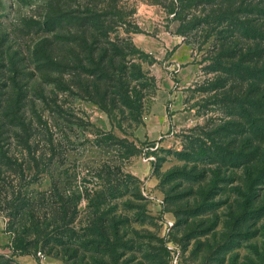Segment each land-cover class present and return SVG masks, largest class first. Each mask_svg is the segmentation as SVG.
Here are the masks:
<instances>
[{"label":"rangeland","instance_id":"rangeland-1","mask_svg":"<svg viewBox=\"0 0 264 264\" xmlns=\"http://www.w3.org/2000/svg\"><path fill=\"white\" fill-rule=\"evenodd\" d=\"M99 9L126 52L105 99L81 84L90 62L78 20L57 33L43 24ZM229 9L238 16L220 21ZM262 9L264 0H0V264H264V187L222 161L247 152L249 135L226 100L236 59L221 56L234 51L228 21L264 29ZM45 36L71 62L43 76L35 50Z\"/></svg>","mask_w":264,"mask_h":264},{"label":"trees","instance_id":"trees-1","mask_svg":"<svg viewBox=\"0 0 264 264\" xmlns=\"http://www.w3.org/2000/svg\"><path fill=\"white\" fill-rule=\"evenodd\" d=\"M230 10L232 9H229V12L222 11L220 21L229 19L227 13L237 14L238 16L239 9ZM76 13H83V16L78 17ZM260 13L264 14V9ZM106 14L102 9L92 10L88 13L85 10L57 11L49 15L43 22L46 32L57 33L62 26L72 24V22L78 20L83 32L79 47L82 45L90 66L92 64L97 66L91 69L90 66L81 65L83 72L81 84L86 88V91L91 92L88 88H92L93 92L101 96L102 99L107 98L110 94L108 87L102 86L111 79L109 71L115 67L114 58L126 54L124 47L116 42L119 40H112L108 35L112 29V24L109 25L110 21H107L106 18L110 15ZM115 14H119V12ZM255 20L256 18L249 19L246 25L242 22L229 24L228 21V27L226 28L230 29L229 33L230 38L231 36L233 38L234 51L228 48L221 53V56L236 59L232 66L225 67L234 80L231 82L233 83L231 88L229 87L231 95L226 100L235 103L236 109L234 108L233 113L235 112L241 118L239 122H231L237 125L242 122L244 132L249 136L244 143L247 152L228 153L229 156H224L222 161L225 163L229 161L230 164L235 166L244 165L247 172L246 180L249 185L251 187H264V44L262 43L264 42V29L262 28L263 24H256ZM66 39L69 40V38ZM240 40H247L248 43L246 46L239 47ZM47 41L49 39L45 36L39 41L35 50L37 53L35 60H38L36 66L43 73L45 72L43 76L49 74L48 71H56L60 67L64 70L66 65L71 62L70 56L57 59V55L51 51L52 49L49 48V42ZM70 55L76 56L80 64L84 61L76 52ZM8 59L10 63L16 61L14 57L8 56ZM4 77L5 75L0 73V78L3 79ZM225 80L227 78L222 81L221 86L226 87ZM232 89L238 91L233 93ZM229 132L234 133L235 131L230 127L224 129L225 135ZM252 197L257 199L261 197V194H255L252 191ZM260 212L263 213L262 210Z\"/></svg>","mask_w":264,"mask_h":264}]
</instances>
